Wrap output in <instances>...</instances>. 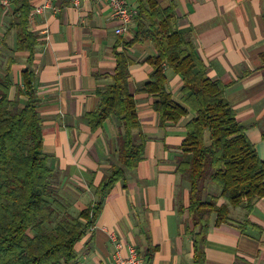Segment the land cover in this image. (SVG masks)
Returning a JSON list of instances; mask_svg holds the SVG:
<instances>
[{"label":"crops","instance_id":"crops-1","mask_svg":"<svg viewBox=\"0 0 264 264\" xmlns=\"http://www.w3.org/2000/svg\"><path fill=\"white\" fill-rule=\"evenodd\" d=\"M42 0H30L34 5ZM139 9V0H127ZM161 7L175 5L178 30L190 37L208 76L227 85L226 95L238 121L264 160V0H157ZM16 0H0V76L9 72L10 98L23 88L22 71L28 52L18 51ZM58 9L37 15L29 29L37 35L33 65L38 112L43 132V152L54 172L53 184L61 202L73 215L98 199L97 188L120 164L116 118L106 119L92 130L86 119L100 103L98 89L113 83L116 49L131 58L130 91L137 105L141 129L146 136L143 159L127 169L124 180L104 195V205L94 230H86L75 245L72 264H98L115 251L110 235L116 232L126 246L133 244L150 264H193L192 225L189 212L190 185L178 171L185 160L181 144L193 114L162 124L154 103L159 97L139 91L153 67L146 61L156 49L150 39L124 49L137 32V21L125 32L122 21L105 2L59 0ZM167 88L182 102L183 80L164 68ZM21 103L26 97L20 95ZM204 200L220 197L222 187L210 178L204 182ZM229 208V220L216 225L212 215L206 241V264H264V196L248 211L220 198ZM248 215V216H247ZM247 220H249L247 222ZM126 253V248H123Z\"/></svg>","mask_w":264,"mask_h":264},{"label":"trees","instance_id":"trees-1","mask_svg":"<svg viewBox=\"0 0 264 264\" xmlns=\"http://www.w3.org/2000/svg\"><path fill=\"white\" fill-rule=\"evenodd\" d=\"M139 3L137 32L132 40L124 42V49L144 39L154 44L155 54L146 58L153 70L138 90L159 97L154 109L162 124L193 114L181 144L186 159L180 162L178 171L190 185L192 225L187 231L193 238V264H206L212 215L217 213L216 225L229 220V208L218 205L219 199L243 204L250 211L264 196V160L227 99V85L208 76L193 40L178 30L175 5L161 7L157 0ZM15 6L19 15L16 50L29 56L18 98H10L12 62L8 63V74L0 76V264H72L77 256L75 245L101 213L104 195L144 156L146 136L129 85L132 62L125 50L116 49L113 83L97 90L99 106L85 116L92 130L102 127L106 119L116 118L121 165L114 164L98 186V199L73 216L59 199L52 180L54 172L43 152L39 99L31 68L38 43L37 35L29 29L32 6L30 0H16ZM261 58L264 62V51ZM165 67L181 75V99L187 107L176 102L168 90ZM20 95L26 97L24 103ZM208 178L222 187L220 197L203 199ZM152 255V251L146 254L147 264Z\"/></svg>","mask_w":264,"mask_h":264},{"label":"built area","instance_id":"built-area-1","mask_svg":"<svg viewBox=\"0 0 264 264\" xmlns=\"http://www.w3.org/2000/svg\"><path fill=\"white\" fill-rule=\"evenodd\" d=\"M74 6H79L83 0H71ZM98 2L107 3L113 14L122 21L121 26L116 29V33L121 34L129 29L135 22L139 9L131 5L127 0H96ZM59 0H42L41 3L36 4L30 11L29 20L32 21L37 15L45 14L47 11H56L58 9ZM5 5H10L11 0H3ZM96 228L93 224L89 230ZM110 239L115 243V251L112 256L98 264H147L146 258L133 245H124L116 232L111 233ZM123 248H126V253H123Z\"/></svg>","mask_w":264,"mask_h":264}]
</instances>
